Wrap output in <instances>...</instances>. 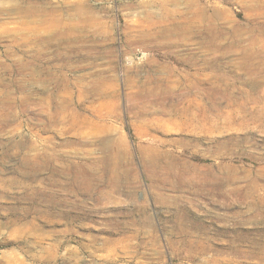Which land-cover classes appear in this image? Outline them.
Wrapping results in <instances>:
<instances>
[{
    "label": "rangeland",
    "instance_id": "1",
    "mask_svg": "<svg viewBox=\"0 0 264 264\" xmlns=\"http://www.w3.org/2000/svg\"><path fill=\"white\" fill-rule=\"evenodd\" d=\"M169 1L0 0V264H264V0Z\"/></svg>",
    "mask_w": 264,
    "mask_h": 264
},
{
    "label": "bare ground",
    "instance_id": "2",
    "mask_svg": "<svg viewBox=\"0 0 264 264\" xmlns=\"http://www.w3.org/2000/svg\"><path fill=\"white\" fill-rule=\"evenodd\" d=\"M171 1V0H170ZM169 1V2H170ZM172 1H174V2H176L177 0H172ZM171 1V2H172ZM185 1V0H184ZM138 2V1H137ZM165 2H166V0H164V2L162 3V5H165ZM194 3V2H193ZM203 3V2H202ZM196 4V3H195ZM199 4V3H198ZM67 6V5H66ZM149 8V7H148ZM151 8V7H150ZM249 8H251V7H249ZM81 11V10H80ZM83 11V10H82ZM167 11V10H166ZM167 12H169V11H167ZM83 13V12H82ZM85 13V12H84ZM87 13V12H86ZM79 14V13H78ZM54 15V14H53ZM57 15V14H56ZM55 15V16H56ZM85 15V14H84ZM83 15V16H84ZM171 16H173L172 14H170ZM54 16V17H55ZM53 17V18H54ZM135 17V16H134ZM58 18V17H57ZM83 18V17H82ZM73 20V19H72ZM189 21H191V20H189ZM56 22V21H55ZM64 23V22H63ZM185 23V22H184ZM183 23V24H184ZM187 23V22H186ZM190 23V22H189ZM192 23V22H191ZM174 24V26H175V29H176V31L177 32H179V33H182V34H184V36H186V33L185 32H187V29H184V27H180V26H176V24L175 23H173ZM181 24V23H180ZM255 24V23H254ZM54 25V24H53ZM52 25V26H53ZM73 25V24H72ZM158 26H160V27H162V26H164V24L163 23H158L157 24ZM192 25H193V23H192ZM55 26V25H54ZM54 26H53V28H54ZM75 26V25H74ZM124 26V25H123ZM165 26H170V25H165ZM172 26V25H171ZM56 27V26H55ZM133 26H132V24H126V26H125V29H127V28H132ZM72 28V27H71ZM147 28V27H146ZM215 28H216V26H215ZM256 28V27H255ZM255 28H253V29H255ZM258 28V27H257ZM52 29V28H51ZM164 29V28H163ZM168 29H171V27H169V28H165V30H168ZM218 29V28H217ZM142 31V33H141V35H140V37L142 36V37H144V36H146V35H148V34H150V33H147V32H149V30H141ZM168 31H171V30H168ZM125 32H127V31H125ZM161 32H163V31H161ZM78 37H79V35H78ZM98 37V36H97ZM139 37V38H140ZM138 38V39H139ZM138 39H136V40H134V41H137ZM30 62V61H29ZM23 67V66H22ZM22 79V78H21ZM23 80V79H22ZM148 81H149V79H148ZM24 82V81H23ZM23 84V83H22ZM24 85V84H23ZM141 85V84H140ZM21 88H24V87H22V86H20ZM203 90V89H202ZM205 91V90H204ZM111 92V91H110ZM94 93V92H93ZM111 93H113V92H111ZM72 94V93H71ZM97 94H99V93H97ZM72 96V95H71ZM108 96V95H107ZM106 96V97H107ZM113 96V95H112ZM26 97H28V98H31L32 96L30 95V94H28V95H26V96H24V97H22L23 99L22 100H20V99H15V97H10V98H8V99H5V100H3L2 102H3V106H5L6 107V109H7V111L8 110H12V108H13V106H15V105H17V104H19V105H24V103L28 100V99H25ZM67 97V96H66ZM66 97H65V99H66ZM73 97V96H72ZM71 97V98H72ZM102 97V96H101ZM105 97V98H106ZM68 98V97H67ZM74 98V97H73ZM72 98V99H73ZM97 98V97H96ZM42 100H43V98H41ZM65 99H58V103L56 104V106H55V110H54V112H50L49 110H50V107L51 106H48V105H46V103H45V105H46V107L45 108H43L42 109V111L44 112V114H47L48 116L47 117H49V119L50 120H57L58 118H62V122H63V120L64 119H66V117L68 116V114H67V112H68V108L70 107V105L71 104H74V105H78V103L77 102H69L67 99V101L65 100ZM100 99V98H99ZM37 101V100H36ZM75 101H77V100H75ZM44 102V101H43ZM46 102V101H45ZM42 103V102H41ZM111 103V102H110ZM26 104V103H25ZM39 104V103H38ZM48 104V103H47ZM55 104V103H54ZM42 105H44V104H42ZM74 105L72 106V108L74 107ZM74 109V108H73ZM83 109V108H82ZM82 109H81V111H82ZM92 109H93V107H92ZM75 110V109H74ZM86 110V109H85ZM84 110V111H85ZM22 111V110H21ZM77 111V110H76ZM79 111V110H78ZM80 111V112H81ZM90 111V110H89ZM11 112V111H10ZM37 112V111H36ZM6 113V112H5ZM76 114H77V112H75ZM82 113V112H81ZM83 114V113H82ZM90 114V113H89ZM88 114V116H90ZM93 114V113H92ZM98 114V113H97ZM96 114V116H100V118L102 119L103 118V116L102 115H97ZM85 115V114H84ZM87 115V114H86ZM108 115V114H107ZM110 115V114H109ZM2 116V115H1ZM6 116V115H5ZM12 116V115H11ZM18 116V115H17ZM79 116V115H78ZM56 117H58V118H56ZM72 117H75V116H72ZM80 117V116H79ZM89 119H91V117L89 118ZM60 121H61V119H59ZM73 120V119H72ZM103 120V119H102ZM106 120V119H105ZM49 121V120H48ZM58 121V120H57ZM66 121V120H65ZM80 120H78V122H79ZM90 121H92V119L90 120ZM94 121V120H93ZM101 121V120H100ZM54 122V121H53ZM56 122V121H55ZM67 122H68V120H67ZM96 122V121H95ZM73 123V122H72ZM76 123H77V121H76ZM103 123V122H102ZM51 124V123H50ZM63 124H65V123H63ZM70 124V123H69ZM79 124V123H78ZM74 125H77V124H75L74 123ZM80 125H84V124H80ZM80 125H79V127H78V129L80 128ZM85 125H87V124H85ZM48 126H50L49 124H48ZM69 126V125H68ZM88 127H89V125H87ZM86 126V127H87ZM91 126V125H90ZM93 126V125H92ZM102 126V125H101ZM71 127H72V124H71ZM70 127V128H71ZM94 127L95 126H93V128L92 129H94ZM97 127V126H96ZM47 128V127H46ZM69 128V127H68ZM75 128V127H74ZM102 128V127H101ZM100 128V129H101ZM91 129V130H92ZM99 129V130H100ZM89 129H87V131H88ZM95 130V129H94ZM93 130V131H94ZM96 130H97V128H96ZM95 130V131H96ZM102 130H104V128L102 129ZM101 130V131H102ZM86 131V132H87ZM90 131V130H89ZM99 132V131H97V133L99 132V133H102V132ZM89 133V132H88ZM97 133L96 134H94V135H97ZM98 133V134H99ZM87 134V133H86ZM90 134H92V131H91V133ZM107 149V148H106ZM70 153V152H69ZM78 153V152H77ZM167 153V152H166ZM171 153V152H170ZM163 154V153H162ZM167 156H169V155H167ZM161 157V156H160ZM159 157V158H160ZM161 158H163V157H161ZM167 158V157H166ZM151 159V158H150ZM158 159V158H157ZM156 159V160H157ZM35 160V159H34ZM156 160H155V163H157L156 162ZM159 160V159H158ZM164 160V159H163ZM162 160V161H163ZM171 160H172V158H171ZM40 161V160H39ZM160 161V160H159ZM165 161V160H164ZM38 162V161H37ZM64 162V161H63ZM151 162H153V161H151ZM93 163H94V161H93ZM92 163V164H93ZM164 163H166V162H164ZM163 163V164H164ZM78 164V163H77ZM91 164V163H90ZM152 164V163H151ZM167 164H169V163H167ZM62 165V164H61ZM94 165V164H93ZM79 166V165H78ZM87 166H88V163H87ZM97 166V165H96ZM75 167V166H74ZM73 167V168H74ZM167 167V166H166ZM37 169V168H36ZM81 169H82V167H81ZM54 170V169H53ZM78 170V169H77ZM91 170V169H90ZM93 170V169H92ZM56 171V170H55ZM94 171V170H93ZM77 173H75L74 175H76ZM79 174V173H78ZM81 174V173H80ZM92 174V173H91ZM80 176V175H79ZM84 176V175H83ZM92 177H93V174L91 175ZM75 177V176H74ZM77 177V176H76ZM75 177V178H76ZM88 177V176H87ZM82 178V177H81ZM85 178V177H84ZM95 178H97V177H95ZM74 179V178H73ZM77 179V178H76ZM86 179V178H85ZM115 179V180H114ZM114 179H111L112 181H113V183H111V184H114V182L116 181V177L114 178ZM75 180V179H74ZM95 180V179H94ZM81 181V180H80ZM84 181V180H83ZM89 181H90V179H89ZM89 181H87V182H89ZM93 181V180H92ZM96 181V180H95ZM80 183V182H79ZM92 182H90V184H91ZM87 184V183H86ZM82 185V184H81ZM91 185H93V184H91ZM79 186H80V184H79ZM92 187V186H91ZM113 187V186H112ZM90 190V189H89ZM26 216V215H25Z\"/></svg>",
    "mask_w": 264,
    "mask_h": 264
}]
</instances>
